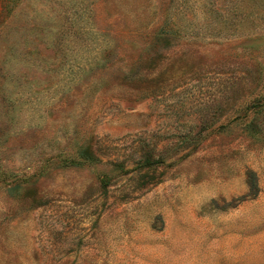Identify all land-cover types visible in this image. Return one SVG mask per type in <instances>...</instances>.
I'll list each match as a JSON object with an SVG mask.
<instances>
[{"label": "rangeland", "instance_id": "rangeland-1", "mask_svg": "<svg viewBox=\"0 0 264 264\" xmlns=\"http://www.w3.org/2000/svg\"><path fill=\"white\" fill-rule=\"evenodd\" d=\"M0 264H264V0H0Z\"/></svg>", "mask_w": 264, "mask_h": 264}, {"label": "trees", "instance_id": "trees-1", "mask_svg": "<svg viewBox=\"0 0 264 264\" xmlns=\"http://www.w3.org/2000/svg\"><path fill=\"white\" fill-rule=\"evenodd\" d=\"M152 157H150V156H146V157H142L141 159H142V164L143 165H146V166H151V165H153V164H158V162L157 161H154V160H152L151 159Z\"/></svg>", "mask_w": 264, "mask_h": 264}]
</instances>
